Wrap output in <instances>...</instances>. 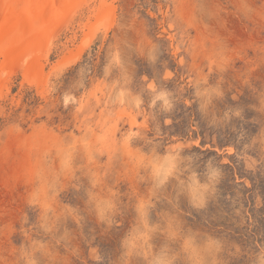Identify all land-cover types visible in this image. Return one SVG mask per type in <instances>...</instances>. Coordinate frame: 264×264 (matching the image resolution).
I'll return each instance as SVG.
<instances>
[{
    "label": "rangeland",
    "instance_id": "obj_1",
    "mask_svg": "<svg viewBox=\"0 0 264 264\" xmlns=\"http://www.w3.org/2000/svg\"><path fill=\"white\" fill-rule=\"evenodd\" d=\"M78 9L0 57V264H264V0Z\"/></svg>",
    "mask_w": 264,
    "mask_h": 264
},
{
    "label": "bare ground",
    "instance_id": "obj_2",
    "mask_svg": "<svg viewBox=\"0 0 264 264\" xmlns=\"http://www.w3.org/2000/svg\"><path fill=\"white\" fill-rule=\"evenodd\" d=\"M80 1L0 0V57L4 68L17 66L29 80L36 76L41 71L37 56L58 28L68 23Z\"/></svg>",
    "mask_w": 264,
    "mask_h": 264
}]
</instances>
